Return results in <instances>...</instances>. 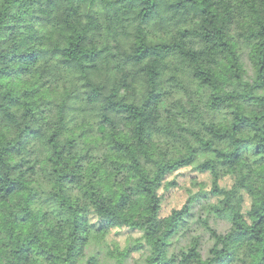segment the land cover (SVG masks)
Here are the masks:
<instances>
[{"label": "clouds", "instance_id": "9594fccd", "mask_svg": "<svg viewBox=\"0 0 264 264\" xmlns=\"http://www.w3.org/2000/svg\"><path fill=\"white\" fill-rule=\"evenodd\" d=\"M0 264H264V0H0Z\"/></svg>", "mask_w": 264, "mask_h": 264}]
</instances>
